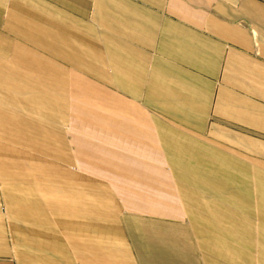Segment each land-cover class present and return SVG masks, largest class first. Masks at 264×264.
Here are the masks:
<instances>
[{
	"label": "crops",
	"instance_id": "obj_1",
	"mask_svg": "<svg viewBox=\"0 0 264 264\" xmlns=\"http://www.w3.org/2000/svg\"><path fill=\"white\" fill-rule=\"evenodd\" d=\"M0 264H264V0H0Z\"/></svg>",
	"mask_w": 264,
	"mask_h": 264
},
{
	"label": "rangeland",
	"instance_id": "obj_2",
	"mask_svg": "<svg viewBox=\"0 0 264 264\" xmlns=\"http://www.w3.org/2000/svg\"><path fill=\"white\" fill-rule=\"evenodd\" d=\"M129 222V221H128ZM131 222V221H130Z\"/></svg>",
	"mask_w": 264,
	"mask_h": 264
}]
</instances>
